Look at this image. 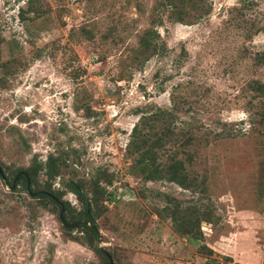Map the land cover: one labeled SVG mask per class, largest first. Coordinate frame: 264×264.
Returning a JSON list of instances; mask_svg holds the SVG:
<instances>
[{
	"label": "rangeland",
	"instance_id": "374dc122",
	"mask_svg": "<svg viewBox=\"0 0 264 264\" xmlns=\"http://www.w3.org/2000/svg\"><path fill=\"white\" fill-rule=\"evenodd\" d=\"M198 6L179 23L156 0H0V264H102L80 228L10 189L33 158L38 186L75 211L63 184H79L92 246L113 264H264V121L250 89L264 83V0ZM148 29L155 51L138 55ZM156 110L173 116L185 189L130 171V130ZM49 156L61 162L51 180Z\"/></svg>",
	"mask_w": 264,
	"mask_h": 264
},
{
	"label": "trees",
	"instance_id": "16d2710c",
	"mask_svg": "<svg viewBox=\"0 0 264 264\" xmlns=\"http://www.w3.org/2000/svg\"><path fill=\"white\" fill-rule=\"evenodd\" d=\"M156 3L159 7L168 11V17H174V20L179 23L184 15L190 18H199L200 15L205 12V10H202L198 6V3L200 5L202 4V0H156ZM185 8L188 11L187 14L183 13ZM25 11L32 13L37 12L35 8L30 6L29 1ZM155 38H157V36L153 30H145L137 40L136 53L138 55L146 54L147 56L153 54L155 46L152 42ZM261 62L264 63V57H262ZM250 89L253 91L254 96L260 101L256 115L260 120L264 121V83L254 81ZM172 120L173 116L168 110H156L148 114L140 115L137 122L130 130L129 140L125 145V152L131 159V173H140L142 178L146 181L165 179L185 189L189 183H185L184 179L178 176L179 171L183 169L182 162L178 160L177 153L172 148L173 144H175L174 136H172L173 129L169 126V122ZM156 124H159V128L155 132L153 128L156 127ZM190 140L191 136H184L178 145L184 147L190 143ZM166 145H168V147H166ZM185 155L187 159H189L190 155ZM159 159H164L166 163L161 164L160 161L157 162ZM32 163L33 164L29 168L18 170L11 176V180L8 183L9 187L13 184L14 188L20 184L29 197L38 200L41 206H43L44 202H48L55 209L57 214L61 205L63 208L62 218L66 223L87 222L94 226L90 200L84 198L79 184L71 181L63 184L64 188L73 194L80 205V209L75 211L69 202L61 199L63 197L61 190H52L50 184H43L41 187L38 186L36 175L41 167L36 164L35 158H33ZM59 163L61 162H58L57 159H53L50 156L44 160L43 166L45 169V176L48 180H51L53 176L56 175ZM26 182L28 186H26ZM79 228L84 238L83 244L89 247L91 252L100 259L102 264H108L107 257L103 252L97 246H92L96 241V234L91 226L80 225ZM62 229L66 232L73 231L64 229L63 227ZM185 233L187 232H182L181 235ZM72 241L75 240L73 239ZM206 251L208 254L212 253L211 250L207 249Z\"/></svg>",
	"mask_w": 264,
	"mask_h": 264
},
{
	"label": "water",
	"instance_id": "95a60500",
	"mask_svg": "<svg viewBox=\"0 0 264 264\" xmlns=\"http://www.w3.org/2000/svg\"><path fill=\"white\" fill-rule=\"evenodd\" d=\"M0 178L4 179V176L2 174V170L1 169H0ZM26 186H28L27 182H26ZM12 188H13V184L10 186V189H12ZM62 214H63V208L60 205V210H59V212L57 214V218H58V221H59L60 225L64 229L78 231L80 225H87V226H91V228L93 229V231L95 232L96 235L98 234L97 229L94 226L88 224L87 222H70V223L64 222L63 218H62ZM107 260H108V264H113V262L111 261V259L109 257H107Z\"/></svg>",
	"mask_w": 264,
	"mask_h": 264
}]
</instances>
